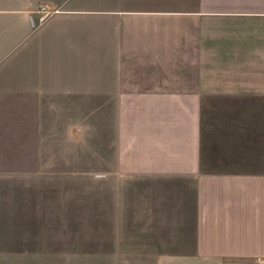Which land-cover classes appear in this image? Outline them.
<instances>
[{
	"label": "crops",
	"instance_id": "obj_1",
	"mask_svg": "<svg viewBox=\"0 0 264 264\" xmlns=\"http://www.w3.org/2000/svg\"><path fill=\"white\" fill-rule=\"evenodd\" d=\"M0 18V109L100 112L101 234L163 240L132 264L264 262V0H0Z\"/></svg>",
	"mask_w": 264,
	"mask_h": 264
},
{
	"label": "rangeland",
	"instance_id": "obj_2",
	"mask_svg": "<svg viewBox=\"0 0 264 264\" xmlns=\"http://www.w3.org/2000/svg\"><path fill=\"white\" fill-rule=\"evenodd\" d=\"M101 147L100 112L0 109V264H132L164 250L158 234H106V221L101 234Z\"/></svg>",
	"mask_w": 264,
	"mask_h": 264
},
{
	"label": "built area",
	"instance_id": "obj_3",
	"mask_svg": "<svg viewBox=\"0 0 264 264\" xmlns=\"http://www.w3.org/2000/svg\"><path fill=\"white\" fill-rule=\"evenodd\" d=\"M57 12V10L55 9H50L47 6H43L40 9V13L42 14V17L40 19V22H43L45 19H47L48 17H50L51 15L55 14ZM264 264V262L262 263Z\"/></svg>",
	"mask_w": 264,
	"mask_h": 264
}]
</instances>
